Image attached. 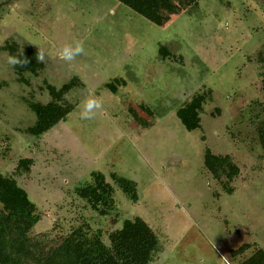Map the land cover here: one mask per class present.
Listing matches in <instances>:
<instances>
[{
  "label": "rangeland",
  "instance_id": "374dc122",
  "mask_svg": "<svg viewBox=\"0 0 264 264\" xmlns=\"http://www.w3.org/2000/svg\"><path fill=\"white\" fill-rule=\"evenodd\" d=\"M77 40L86 54L59 58ZM10 44L42 50V69L20 80ZM263 50L264 0H197L163 25L117 0H0V174L36 204L40 251L80 225L108 243L136 215L158 235L149 264H245L264 250ZM73 77L82 84L60 101L71 111L42 135L27 133L30 104ZM90 94L103 108L83 119ZM192 103L195 117L184 120ZM27 157L29 170L17 168ZM92 171L114 188L106 214L74 191ZM112 172L135 182V201Z\"/></svg>",
  "mask_w": 264,
  "mask_h": 264
},
{
  "label": "trees",
  "instance_id": "16d2710c",
  "mask_svg": "<svg viewBox=\"0 0 264 264\" xmlns=\"http://www.w3.org/2000/svg\"><path fill=\"white\" fill-rule=\"evenodd\" d=\"M117 1L156 25L165 24L174 14L197 4V0ZM6 48L12 56L20 59L25 57L29 61L28 64L13 66L20 80L24 81V72L35 75L42 69L43 62L36 60L35 48L24 45L18 50L15 44L6 45ZM257 56L258 61L264 63V54L259 51ZM80 84L82 81L76 80V77L59 87L47 84L46 89L51 98L45 103L30 104L35 113V121L26 127V132L40 136L63 120L73 105H64L60 101L72 87ZM108 85L112 91L116 90L113 83ZM196 104L192 103L184 108V120L193 121ZM191 121L187 125H192ZM256 135L260 147L264 149V116L256 124ZM225 159L228 160L227 157L223 158ZM32 163L31 158H19L16 167H23L28 171ZM112 176L122 191L135 201V182L116 176L113 172ZM74 191L99 214H106L115 208L114 188L101 171H92L90 180L77 186ZM0 205V264H149L159 244L155 230L142 217L136 215L123 219L119 227L111 230L107 234L108 243L99 234L90 232L87 225H80L63 235L53 248L42 253L39 244L31 236V230L40 219L36 204L14 177L0 174ZM246 260L245 264H250L251 261L252 264H258L260 260H264V250L256 249Z\"/></svg>",
  "mask_w": 264,
  "mask_h": 264
},
{
  "label": "clouds",
  "instance_id": "9594fccd",
  "mask_svg": "<svg viewBox=\"0 0 264 264\" xmlns=\"http://www.w3.org/2000/svg\"><path fill=\"white\" fill-rule=\"evenodd\" d=\"M59 58L64 61H72L77 56L81 54H86V50L82 41H73L71 44H65L58 50ZM45 53L42 50H39L36 54V60L39 62H44ZM8 63L12 66L28 64L29 61L27 58L20 59L16 56L9 55ZM103 108V102L101 99L95 97L93 94H90L88 98L82 104L81 118L90 119L96 114L98 110Z\"/></svg>",
  "mask_w": 264,
  "mask_h": 264
},
{
  "label": "crops",
  "instance_id": "0c3cea01",
  "mask_svg": "<svg viewBox=\"0 0 264 264\" xmlns=\"http://www.w3.org/2000/svg\"><path fill=\"white\" fill-rule=\"evenodd\" d=\"M106 175V174H105Z\"/></svg>",
  "mask_w": 264,
  "mask_h": 264
}]
</instances>
